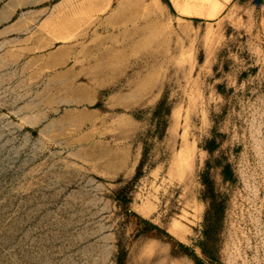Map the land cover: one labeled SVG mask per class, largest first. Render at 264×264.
<instances>
[{
  "label": "rangeland",
  "instance_id": "obj_1",
  "mask_svg": "<svg viewBox=\"0 0 264 264\" xmlns=\"http://www.w3.org/2000/svg\"><path fill=\"white\" fill-rule=\"evenodd\" d=\"M201 4L0 0V264H264V0Z\"/></svg>",
  "mask_w": 264,
  "mask_h": 264
},
{
  "label": "trees",
  "instance_id": "obj_2",
  "mask_svg": "<svg viewBox=\"0 0 264 264\" xmlns=\"http://www.w3.org/2000/svg\"><path fill=\"white\" fill-rule=\"evenodd\" d=\"M223 174H224L225 176H229V175H230L228 165H225V166H224V168H223ZM205 179H206V178L204 177V178H203V181H206ZM142 220L145 222V224H146L150 229H155L156 231H163L161 228H159L157 225L153 224V223L150 222L149 220L144 219V218H143Z\"/></svg>",
  "mask_w": 264,
  "mask_h": 264
},
{
  "label": "bare ground",
  "instance_id": "obj_3",
  "mask_svg": "<svg viewBox=\"0 0 264 264\" xmlns=\"http://www.w3.org/2000/svg\"><path fill=\"white\" fill-rule=\"evenodd\" d=\"M197 1H198V3H200V4H201V2H203V3H207V4L211 2V0H197ZM191 3H193V1H191ZM194 5H196V4H194ZM201 5H202V4H201ZM201 5L198 4V6H197V5H196V6H197V8H199V7H202ZM203 6H204V5H203Z\"/></svg>",
  "mask_w": 264,
  "mask_h": 264
}]
</instances>
